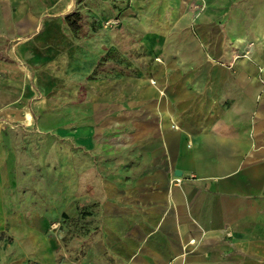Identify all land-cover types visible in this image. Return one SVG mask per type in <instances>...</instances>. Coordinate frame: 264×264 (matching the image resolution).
<instances>
[{
    "label": "rangeland",
    "instance_id": "1",
    "mask_svg": "<svg viewBox=\"0 0 264 264\" xmlns=\"http://www.w3.org/2000/svg\"><path fill=\"white\" fill-rule=\"evenodd\" d=\"M72 12L77 33L64 21ZM194 58L248 70L262 98L264 0H0V264H125L130 229L111 235L104 207L143 174L125 168L139 158H126L131 119L154 114L153 100L190 101L158 81ZM233 241L247 250L229 264H264L262 234ZM210 242L182 241L181 255Z\"/></svg>",
    "mask_w": 264,
    "mask_h": 264
},
{
    "label": "crops",
    "instance_id": "2",
    "mask_svg": "<svg viewBox=\"0 0 264 264\" xmlns=\"http://www.w3.org/2000/svg\"><path fill=\"white\" fill-rule=\"evenodd\" d=\"M190 64L176 78L158 81L178 84L190 101L153 100L154 114L131 119L126 158H139L138 165L125 168L143 174L123 201L112 199L104 207L106 217L115 218L108 224L111 235L130 229L121 243L125 264H185L218 256L221 264L239 263L247 248L233 238L264 236V94L256 99L261 85L249 82L248 70L196 68L195 58ZM175 171L181 172L179 184L169 182ZM106 191L118 196L111 182ZM227 233L231 241L224 239ZM193 238L211 242L196 247L205 255L198 256L199 248L184 258L181 243ZM220 238L219 248L213 247Z\"/></svg>",
    "mask_w": 264,
    "mask_h": 264
},
{
    "label": "trees",
    "instance_id": "3",
    "mask_svg": "<svg viewBox=\"0 0 264 264\" xmlns=\"http://www.w3.org/2000/svg\"><path fill=\"white\" fill-rule=\"evenodd\" d=\"M64 21L67 23L69 28L74 32L77 33L81 30V17L78 12L68 13L64 16Z\"/></svg>",
    "mask_w": 264,
    "mask_h": 264
},
{
    "label": "water",
    "instance_id": "4",
    "mask_svg": "<svg viewBox=\"0 0 264 264\" xmlns=\"http://www.w3.org/2000/svg\"><path fill=\"white\" fill-rule=\"evenodd\" d=\"M175 175L180 176L181 172L180 171H175Z\"/></svg>",
    "mask_w": 264,
    "mask_h": 264
}]
</instances>
